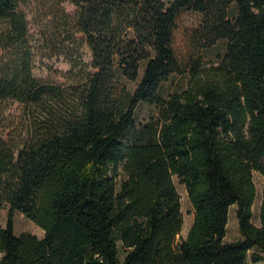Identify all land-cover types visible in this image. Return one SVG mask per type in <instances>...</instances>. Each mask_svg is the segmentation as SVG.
Masks as SVG:
<instances>
[{"label": "trees", "instance_id": "16d2710c", "mask_svg": "<svg viewBox=\"0 0 264 264\" xmlns=\"http://www.w3.org/2000/svg\"><path fill=\"white\" fill-rule=\"evenodd\" d=\"M25 1L0 0V100L72 104L49 106V125L20 146L0 137V209L9 206L0 264L264 262V192L253 222L254 172L264 176V0H66L76 7L61 15L67 25L73 17L68 56L82 73L72 89L35 76ZM191 10L202 22L183 56L176 34ZM223 39L224 56L206 69L203 50ZM174 74H189V85L164 99ZM126 80L138 81L133 91ZM140 104L158 119L138 124ZM175 177L195 216L180 243ZM232 206L243 238L225 243ZM16 211L44 237L17 235Z\"/></svg>", "mask_w": 264, "mask_h": 264}, {"label": "rangeland", "instance_id": "374dc122", "mask_svg": "<svg viewBox=\"0 0 264 264\" xmlns=\"http://www.w3.org/2000/svg\"><path fill=\"white\" fill-rule=\"evenodd\" d=\"M21 9L25 12L29 24V41L34 55V74L42 83L60 85L66 89H72L81 80L82 73L79 69H73L69 59L68 46L71 45L69 37L65 31L72 28L73 17L76 7L66 0H26ZM70 13L73 17L71 25L61 20L62 13ZM202 22V15L194 10L184 12L179 20V29L176 34V47L181 55H187L190 51L188 36L195 29H198ZM6 21H0V30L5 29ZM79 38L80 35L76 34ZM226 40H219L215 45L207 47L202 52V62L206 69L214 67L226 51ZM81 54L85 62V67L91 62V50L86 43H81ZM142 72V70H141ZM189 74H174L169 81L164 82L159 94L162 98L168 99L173 93L185 90L189 85ZM129 88L133 91L137 82L127 81ZM72 97L66 104L49 102L43 105L24 104L12 99L0 100V137H3L9 144L20 146L25 140L38 135L42 126L49 125L48 108L51 106L56 111L65 110L72 104ZM65 105V106H64ZM159 112L156 107L140 104L136 112V121L143 125L151 120H156ZM177 189L181 196L182 211L184 214V226L178 237L180 243L185 239L194 222V209L189 199L188 192L177 177L174 178ZM254 180L257 187V199L254 204L253 222L260 225V209L264 192V176L254 172ZM9 206L0 209V225L5 226ZM15 232L32 233L39 238L45 235L44 230L36 223L28 219L19 211L15 212ZM239 228V220L236 214V207L230 209L227 234L225 243H231L242 239ZM261 253L260 249L254 248L251 253ZM123 256H121V260ZM252 264V263H251ZM257 264H264L259 262Z\"/></svg>", "mask_w": 264, "mask_h": 264}]
</instances>
